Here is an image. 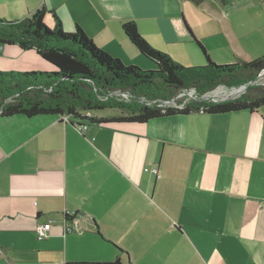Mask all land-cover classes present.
Returning a JSON list of instances; mask_svg holds the SVG:
<instances>
[{"label": "crops", "instance_id": "obj_1", "mask_svg": "<svg viewBox=\"0 0 264 264\" xmlns=\"http://www.w3.org/2000/svg\"><path fill=\"white\" fill-rule=\"evenodd\" d=\"M42 7L47 25L54 14L67 32L79 24L126 65L155 66L124 34V19L187 66L264 53V0H0V18ZM10 48L55 69L34 50L0 52ZM70 121L0 114V264H264V106L86 122L84 132ZM155 167L159 176L146 170Z\"/></svg>", "mask_w": 264, "mask_h": 264}, {"label": "trees", "instance_id": "obj_2", "mask_svg": "<svg viewBox=\"0 0 264 264\" xmlns=\"http://www.w3.org/2000/svg\"><path fill=\"white\" fill-rule=\"evenodd\" d=\"M47 12L42 7L22 20L0 18V46L17 45L23 50H34L55 68L52 71L0 70L2 116L67 115L74 119L75 126H81L86 122L147 123L157 118L200 112H256L264 106V86L250 83L264 70V54L251 61L228 65H218L206 56V64L187 67L154 47L139 32L134 19H124V34L155 65L153 70H143L137 65L127 66L120 58L99 48L79 24L74 31L67 32L54 14L56 24L50 27L45 22ZM245 84L246 91L236 98L203 99L220 85L238 88ZM190 89L196 91L197 98L177 99L174 105L162 104ZM116 91L128 93V99L115 94ZM106 108H117L120 112L101 117L92 112ZM67 264L124 263L117 259Z\"/></svg>", "mask_w": 264, "mask_h": 264}, {"label": "rangeland", "instance_id": "obj_3", "mask_svg": "<svg viewBox=\"0 0 264 264\" xmlns=\"http://www.w3.org/2000/svg\"><path fill=\"white\" fill-rule=\"evenodd\" d=\"M164 52H166V51H164ZM263 54L264 53H261L257 57H260ZM257 57H255V58H257ZM255 58H253V59H255ZM234 63H236V62L222 63V64L217 63V64L218 65H228V64H234ZM137 66L143 70L155 69V66H153V68H143L139 65H137ZM185 66H187V65H185ZM187 67H194V66H187ZM51 69H52V67L50 65H48L47 63L43 62L38 56H35L34 52L20 51L17 48L5 49L4 51L0 52V70H5V71H51ZM259 75L260 76L263 75V76H261V78H259V80L257 81V84L264 86V70ZM233 88H237V87H227L225 85H220L217 88H215L212 91V93L210 92L211 97L208 99H205V100H212V99L221 100V99H224L227 97L230 98L231 97L230 94H231V91ZM210 93H208V94H210ZM242 93H244V92H242ZM116 97L118 98V96H116ZM191 98H193V97H191L189 94L186 93V94L180 95L177 99H181V100L186 101V100H189ZM177 99L175 100V102L177 101ZM175 102L173 104H175ZM92 112L96 115L107 114V113L118 114L120 112V110H118L117 108H114V109L106 108V109H102V110H93Z\"/></svg>", "mask_w": 264, "mask_h": 264}, {"label": "built area", "instance_id": "obj_4", "mask_svg": "<svg viewBox=\"0 0 264 264\" xmlns=\"http://www.w3.org/2000/svg\"><path fill=\"white\" fill-rule=\"evenodd\" d=\"M189 94L191 97L193 98H197V93L194 89H190V90H185L183 91L182 93L178 94L176 96V98H173L172 100H167L165 102H163L162 104L163 105H174L173 103L175 102V100L180 96V95H183V94ZM115 94L117 95H122L124 98L128 99L129 97V94L128 93H122L120 91H116ZM195 94V95H194ZM62 120L64 122H70V117L65 115V116H62ZM81 132H84L86 129H87V124H83L81 126H76ZM147 171H151L153 172L155 175L159 176V170L157 167L155 168H152V169H146ZM69 213V212H68ZM63 228L66 230V231H72L73 228L70 227L66 222H64V224L62 225ZM52 228V222H48V223H45V224H40L38 225L37 227V235H38V239L39 240H43L44 238H46L50 232ZM0 251H1V248H0Z\"/></svg>", "mask_w": 264, "mask_h": 264}, {"label": "water", "instance_id": "obj_5", "mask_svg": "<svg viewBox=\"0 0 264 264\" xmlns=\"http://www.w3.org/2000/svg\"><path fill=\"white\" fill-rule=\"evenodd\" d=\"M261 76H263V75H261ZM261 76L259 75L256 81H258L259 78H260ZM256 81H252V82H250V83L252 84V83H254V82H256ZM247 87H248V85L245 84V85H242V86H240V87H238V88H242V90L240 91V92L242 93V92H245V91H246ZM241 93H240V94H241ZM240 94H238V95H234V96H231L230 98H236L237 96H240ZM210 97H211L210 94H205V95L203 96V99H208V98H210ZM230 98L227 97V98H224V99H221V100H226V99H230ZM212 100H213V101H221V100H215V99H212Z\"/></svg>", "mask_w": 264, "mask_h": 264}, {"label": "bare ground", "instance_id": "obj_6", "mask_svg": "<svg viewBox=\"0 0 264 264\" xmlns=\"http://www.w3.org/2000/svg\"><path fill=\"white\" fill-rule=\"evenodd\" d=\"M261 78V77H260ZM257 82V81H256ZM255 83V82H254ZM242 90V88H233L232 89V91H231V94H230V96H234V95H237V94H240L241 91ZM212 93V92H211ZM211 95V94H210ZM238 97V96H237ZM217 98V97H216Z\"/></svg>", "mask_w": 264, "mask_h": 264}]
</instances>
